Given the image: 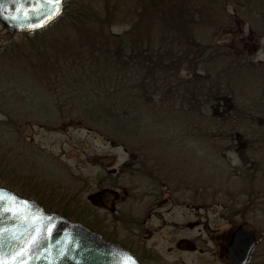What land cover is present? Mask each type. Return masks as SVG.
Segmentation results:
<instances>
[{"label": "rangeland", "instance_id": "1", "mask_svg": "<svg viewBox=\"0 0 264 264\" xmlns=\"http://www.w3.org/2000/svg\"><path fill=\"white\" fill-rule=\"evenodd\" d=\"M72 1L75 0H67L68 5ZM144 1L146 0H126L132 5L130 7L132 9L128 10L130 21L140 23L139 32L141 33L142 29L150 25L145 33L146 37L143 36L145 41L139 38L136 41H141V47L145 50L155 53L152 60L121 58L122 60L119 61L116 53L99 49L96 45L91 50L94 52L93 62L82 63V66L90 64L86 70L83 68L69 70L68 66H63L69 71L62 74L59 83L51 85L36 80L37 74L22 70L23 65L28 64L16 56L19 53L18 49L12 50L14 44L23 43L26 38L33 37L35 34L14 32L0 21V119H5V122L8 119L9 121L16 119L21 131L34 141L26 140L22 135L23 144L29 145L31 160L12 163L17 172L19 166L23 167L22 176H18L19 181L16 180V182L21 181L24 184L28 180V187L26 182L25 186L16 185L15 181H5L6 184L13 188L17 187L25 194L33 188L32 194L35 196L33 197L41 198L51 210L57 213L75 216V207H73L75 202L76 208L79 209L84 206V203L90 204L88 196L91 193L90 186L93 181L91 173L95 168L91 165V160L95 155L108 151L107 145L100 141L106 139L108 135L106 133L109 131L106 126L103 128L100 120L93 121L89 116L80 113L92 115L97 109L103 110L106 105L102 101L97 99L94 104H98L90 106L89 99L97 95H108V99L115 101V108L118 106L120 113L130 114L129 124L134 126L139 124L140 127L137 129L141 131V142L162 145L164 141H171L172 149L184 150L183 153L189 150L192 153V163L195 168L193 183L196 188L209 186L231 195L247 191L246 187L242 186L247 183L245 176L247 163L250 162L255 175L256 188L252 193H244L241 198L245 202L251 201V198L256 200L257 216L254 225L264 236V200H260L264 192L262 189V193L259 192V184L264 185V179H262L264 174L261 171V168H264V136L261 135V132H264V123L262 126L250 125L244 128L236 124V116L231 117L234 113L232 107L231 114L226 115L225 108H212V95L215 92L211 95L210 84L202 80L208 79L209 82L219 74L222 76L232 61L243 66L234 65V68H247V65L242 64L243 57L253 59L256 67L259 68L254 69V73L260 74V71H264V67H261L264 66L262 46L264 37L261 31H256L262 19L255 9V3L263 0H223L224 4L221 7H225L228 15L224 14L225 18L220 22H216L214 18L218 17L217 12L214 13L216 8L208 4L209 0H203L208 4L205 8L208 7V11L215 15L210 21L207 13H205L206 19L198 16V19H201L199 24L183 32L186 39L168 30L170 29L168 23L161 20L158 12L157 16L153 15L151 19L146 17L144 19L142 14L147 7ZM97 3L95 8L98 7ZM198 3L203 4V2L196 4ZM152 10L154 13V9ZM130 27V24H118L112 26L111 31L122 35ZM73 31L74 29L67 28L61 32L58 30V35H50V32L44 30V37L37 36V42H40L38 46L44 52L49 48V54H51V45L54 43H60L63 40L71 43L73 37L76 38ZM143 34L144 32L141 36ZM82 39L85 38L82 37ZM125 39L126 36L123 39L126 45L130 46L133 43L132 39ZM85 40L92 41L91 37ZM102 40L99 39V42ZM189 41L192 45L195 42L199 43L198 47H194L199 51L191 50ZM85 45V53L89 55L88 45L86 43ZM130 49L126 47L123 51H130ZM82 52L83 50H77L74 53L67 51L64 57L81 58L84 55ZM194 58H198V63L194 62ZM156 59H159L158 62L161 61V67ZM131 61L135 63H130ZM137 61L140 62L136 63ZM76 64L80 66L79 63ZM231 70L233 71V68ZM145 77L150 85L139 87V80ZM254 87L255 96L258 97L259 90L264 87V84ZM225 88L221 86L216 91L225 93ZM252 88L253 86L249 87V89ZM179 107L183 109L179 111ZM210 110L213 114H220L219 116H222L225 122L232 120L229 122L231 125L222 124L221 128L223 131L224 128L230 131L235 130L237 134L235 136L227 134L222 139L214 135V138L208 140L207 124L211 121V124H216L214 119L207 115ZM201 129L204 131L198 132ZM6 131H10V128ZM13 152L18 156L26 157V151H22V148ZM0 184H2L1 180ZM218 198L216 204L224 203L220 199L221 195ZM179 213L181 214L180 209H178ZM210 217L213 226L216 214L210 213ZM193 220L196 221L197 217ZM201 229L202 225H197L193 230L194 235L198 234V231L202 233ZM263 242L264 240L261 245Z\"/></svg>", "mask_w": 264, "mask_h": 264}, {"label": "flooded vegetation", "instance_id": "2", "mask_svg": "<svg viewBox=\"0 0 264 264\" xmlns=\"http://www.w3.org/2000/svg\"><path fill=\"white\" fill-rule=\"evenodd\" d=\"M67 6L66 0L65 11ZM118 7L126 9L122 11L123 19L130 24L128 10L132 8L125 3ZM109 112L106 126L109 133L100 141L109 149L91 160L95 168L91 173L90 204L84 203L79 209L75 202V216H64L87 226L106 241L122 246L141 264H264V242L261 245L264 236L254 225L255 199L245 202L242 191L231 195L208 186L196 188L193 155L189 150L183 153L184 150L172 149L171 141H164L162 145L141 142L139 124H127L130 114L120 113L118 108H110ZM113 116L121 123L114 124ZM12 120L17 123L16 119ZM25 151L29 162L31 152L29 148ZM14 168L11 181L23 186L27 183L28 187V180L24 184L16 182L22 176L23 167L19 166L18 172ZM8 189L51 210L41 198H34L33 188L26 194L17 187ZM219 195L224 203L216 204ZM210 213L216 214L213 226ZM199 224L202 233L198 231L194 235L193 230ZM238 231L244 234V242L241 239L236 242ZM249 247L245 260L241 251Z\"/></svg>", "mask_w": 264, "mask_h": 264}, {"label": "trees", "instance_id": "3", "mask_svg": "<svg viewBox=\"0 0 264 264\" xmlns=\"http://www.w3.org/2000/svg\"><path fill=\"white\" fill-rule=\"evenodd\" d=\"M197 2L200 3L203 2V4L202 5L199 3L196 4ZM208 2L210 6L216 8L214 12V13L217 12L218 14V17L216 16L214 17L217 20L216 22H220L224 20L225 18L224 14L228 15V13L225 7H221V5L223 6L224 4L223 0L221 1L209 0ZM96 3L98 4L97 8H95ZM122 3H125L127 5L129 4L126 2V0L72 1V3L67 6L66 11L59 18V20H56L52 25H50L44 30L48 31V33L50 32V35H55V34L58 35V30L61 32L66 30L67 28H72L74 29L73 32H75L74 35L76 38L73 37L71 43L67 42L68 40L67 41L63 40L60 43H54L53 45H51V54H49V48L46 50V52L42 51V49L39 47L40 42L39 43L37 42L38 41L37 36L44 37L45 35L43 33L44 30L36 32L33 37L26 38V41L23 43H19L18 45L14 44L12 50L13 51H15V49L19 50V53H17L16 56L22 62L28 64V65L26 64L23 65L22 70H24L25 72L29 71V73L31 72V74H37L38 76L35 77L36 80L43 81L49 85L57 84L59 83V80L61 81L62 74H65L69 70H73V69L82 70V68L86 70V68H88L90 64L82 66V63L93 62L94 52H92L91 50L92 47H95L96 45L99 46V49L101 48L104 49L105 51L116 53L118 58L117 60L119 61L127 58H130L132 60H140V61L143 59L147 61L152 60V56L155 53L154 52L150 53L149 50H145V48L141 47V41H145L143 36L146 37L145 33L150 28V25L146 26L144 29L141 30V33L144 32L142 36L141 33L139 32L140 23L136 21H129L131 27L126 31V33H123L122 35L121 34L116 35L113 33V31H111L112 26L118 24H125V22H123L125 19H123L124 15L122 14V11H126V9H122L118 7ZM144 4L147 5V7H145V12H143L142 14L144 19L146 18L151 19L153 18V15L157 16V12H158V16L161 17V20L164 23H168V26L170 27V29L168 30L173 31L178 37L180 38L183 37V39H186L185 34L183 33L185 30H188V28L191 27H195L197 24H199V21L201 19L207 18L205 17V13H207V15L210 16L209 21L212 20L213 19L212 17L215 15L214 13L211 14L208 11L207 9L208 7L205 8L206 6H208V4H206V2L203 0H146L144 1ZM255 4H256L255 9L260 14V17L262 19V22L260 24V26L262 27L260 28L259 26L256 31H261L264 34V29H262L264 28V0L262 2H257ZM128 6L131 7L132 5L129 4ZM152 9H154V13ZM198 16H202V18L199 20ZM125 36H126L125 40H131V39L133 40V43H131L130 46L124 43L123 39ZM82 37H84L85 39H90L91 37L92 41H87L85 39H82ZM137 38H139L141 41H136ZM99 39H103V40L99 42ZM46 40L43 41L46 42ZM78 40L80 41L76 43ZM85 43L88 45L87 51L90 52L89 55H86L85 53L86 52V50L84 49V47L86 46ZM199 45L200 44L197 42H195L194 45H192L189 41V48L193 51L196 50L194 47H198ZM126 47L131 48L130 51H123V49H125ZM77 50H81V51L83 50L82 53L85 56L83 55L81 56V58L77 57V59H72V57L70 56L64 57L65 52L71 51V53H74ZM196 51L199 50L197 49ZM197 59L198 58H194L195 63L196 62L198 63ZM156 60L157 63H160L158 62L159 59ZM252 60H253L252 58H244V57L242 58V64L247 65V68H234V65H239L240 67L243 66L238 62L232 61L229 63L226 72H224L222 76L219 74L217 77L210 79L209 82L208 79L207 80L202 79L207 84H210L209 88L211 90V95L213 92H215L212 95V101H213L212 108H216V109L225 108L224 114L226 115L229 113L231 114L232 112L231 107H232V109H234V113L231 114V117L236 116L235 119L236 124H240L244 128L250 127V125L262 126V123H264V87L261 90H259L258 97L255 96V91H254L255 90L254 86H259L262 83L264 84V71H260V74L254 73L253 70L258 67H256L257 65ZM76 63H79L80 66H78ZM160 65L161 63L159 64V66ZM63 66L65 67L68 66L69 70L68 68L66 69ZM232 68L233 71L231 70ZM140 70H141V66H140ZM230 73L231 74L233 73L235 75L232 76ZM235 76L237 77L236 79L234 78ZM149 85L150 84L148 83V79H146V77L143 78L141 81L139 80L138 82L139 87L140 86L148 87ZM221 86H225L227 88V90L225 88V93L216 91L219 90ZM250 86H253V88L249 89ZM97 99L99 101H102L106 105V107H104L103 110L97 109L96 112L92 115L91 113H85V114L80 113V114L84 116H89L90 118H92L93 121L100 120L101 125H103L104 126L103 128H105V126L108 125L109 116L107 114H111L109 112V109L110 108L116 109L118 108V106L115 108L116 106L115 101L112 102L110 99H108V95L94 96L92 99H89L90 102L88 101L89 102L88 105L90 104V106H94L98 104V103L94 104V102ZM193 106L196 107V105L194 104ZM180 109L183 108L179 107L178 110L181 111ZM227 110H231V111H227ZM212 114L213 112L211 110L210 113H207V115L210 118L212 117L214 119V122H216V124L215 125L211 124L212 121L211 123L207 124V126L209 127V129H206V134H208V140L212 138L214 135H216L217 138L222 139L223 137H226L227 134H233L234 136L235 134H237L235 130L230 131L224 128L223 131V128H221L222 124H224L225 126L231 125V123L229 122H231L232 120L229 122L228 120H226L225 122L222 116H219L220 114L219 115H216V113H214L213 115ZM3 117H5V114H3ZM113 118H114V124L117 125L121 123L118 117L113 116ZM9 128L10 131H6ZM202 131L204 130L201 129L198 132H202ZM5 132H7V134H5ZM0 134H1L0 135V180L2 185L4 184V186L10 188L11 186L6 184L5 181L10 182L11 179L13 178L14 175L13 173L14 165L12 164L13 161L16 162L26 161V157L18 156V154H15V152L13 151H18L19 148H22V151L26 150L29 145L23 144L24 143V141H22L23 131H21L20 126H18L17 123H15L12 119L11 121H9L8 119L6 122L5 119L4 120L0 119ZM261 135L264 136V132H261ZM210 146L213 148L212 144ZM232 146L233 145H231V147ZM252 171H253L252 164L248 162L247 174L245 176L247 183L245 184V186H242V187H246L247 189V191H243L244 193H248V192L252 193L253 191L251 190L256 188L255 180H254L255 175L254 172ZM258 171H260V167H258ZM261 171L262 174H264L263 167L261 168ZM262 179H264V177ZM259 188H260L259 189L260 193H262L261 189L264 192V185L262 186V184H259ZM262 198H264V196L261 195L260 200H264ZM62 214L66 216L68 215L65 213Z\"/></svg>", "mask_w": 264, "mask_h": 264}, {"label": "water", "instance_id": "4", "mask_svg": "<svg viewBox=\"0 0 264 264\" xmlns=\"http://www.w3.org/2000/svg\"><path fill=\"white\" fill-rule=\"evenodd\" d=\"M64 9L65 0H0V21L13 31L28 34L48 27ZM243 235L236 232V242L240 239L244 242ZM243 249L241 253L246 260L250 247ZM0 264L140 263L131 252L107 242L85 225L59 213L47 212L37 201L23 198L3 186L0 187Z\"/></svg>", "mask_w": 264, "mask_h": 264}]
</instances>
